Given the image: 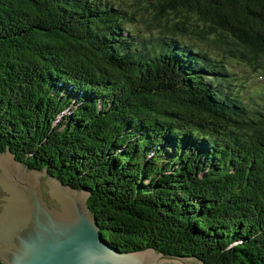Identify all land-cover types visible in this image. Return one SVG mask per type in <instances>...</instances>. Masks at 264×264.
Returning a JSON list of instances; mask_svg holds the SVG:
<instances>
[{"label": "trees", "instance_id": "16d2710c", "mask_svg": "<svg viewBox=\"0 0 264 264\" xmlns=\"http://www.w3.org/2000/svg\"><path fill=\"white\" fill-rule=\"evenodd\" d=\"M152 7L148 42L120 0H0V153L90 192L119 251L264 264V100L229 68L264 71V0Z\"/></svg>", "mask_w": 264, "mask_h": 264}, {"label": "water", "instance_id": "95a60500", "mask_svg": "<svg viewBox=\"0 0 264 264\" xmlns=\"http://www.w3.org/2000/svg\"><path fill=\"white\" fill-rule=\"evenodd\" d=\"M7 149V148H6ZM12 162V164H10ZM0 261L3 264H201L196 256L122 252L108 243L87 208L91 193L47 176L50 206L40 187L46 171L28 169L7 149L0 153Z\"/></svg>", "mask_w": 264, "mask_h": 264}, {"label": "rangeland", "instance_id": "374dc122", "mask_svg": "<svg viewBox=\"0 0 264 264\" xmlns=\"http://www.w3.org/2000/svg\"><path fill=\"white\" fill-rule=\"evenodd\" d=\"M126 4V8L128 11L132 12L133 19L128 20L126 22V27L132 37L139 41H152L158 34V30L154 29L157 21L154 20L152 14V6L156 2V0H120ZM125 34V33H124ZM184 45L190 46V43L184 41ZM201 48L197 47V51L199 52ZM216 53V52H215ZM210 54V53H207ZM216 55H219L216 53ZM218 64H220L219 60H216ZM230 71L234 79L241 80V84H239L237 80V84L235 88L239 89L241 94L245 95V99H249L252 97V104L255 107L257 103H261L264 100V71L257 70L254 73H249L247 69L239 67L238 65H229ZM12 164V162H10ZM1 172V169H0ZM49 174L40 175V187L43 193V199L47 200L48 205L58 207V202L56 199L52 198L48 192L49 186L46 184L45 180L47 179ZM50 177V176H49ZM6 195V192L1 188L0 185V198ZM3 199H0V204ZM0 205V209H1ZM154 253L159 254L155 250ZM169 264V263H162ZM202 264V262H201Z\"/></svg>", "mask_w": 264, "mask_h": 264}, {"label": "clouds", "instance_id": "9594fccd", "mask_svg": "<svg viewBox=\"0 0 264 264\" xmlns=\"http://www.w3.org/2000/svg\"><path fill=\"white\" fill-rule=\"evenodd\" d=\"M240 243H241L240 241H235V242L229 243L227 248H226V251H230L233 247L239 246Z\"/></svg>", "mask_w": 264, "mask_h": 264}, {"label": "flooded vegetation", "instance_id": "af4514ba", "mask_svg": "<svg viewBox=\"0 0 264 264\" xmlns=\"http://www.w3.org/2000/svg\"><path fill=\"white\" fill-rule=\"evenodd\" d=\"M3 202V201H2ZM1 208H2V206H1ZM1 210V209H0Z\"/></svg>", "mask_w": 264, "mask_h": 264}]
</instances>
